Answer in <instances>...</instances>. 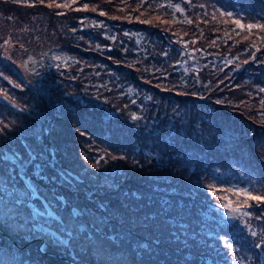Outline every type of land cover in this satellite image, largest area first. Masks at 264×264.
I'll return each mask as SVG.
<instances>
[{
  "label": "rangeland",
  "instance_id": "1",
  "mask_svg": "<svg viewBox=\"0 0 264 264\" xmlns=\"http://www.w3.org/2000/svg\"><path fill=\"white\" fill-rule=\"evenodd\" d=\"M259 26L264 0H0V264H227L216 226L264 252ZM52 48L47 98L24 58Z\"/></svg>",
  "mask_w": 264,
  "mask_h": 264
},
{
  "label": "trees",
  "instance_id": "2",
  "mask_svg": "<svg viewBox=\"0 0 264 264\" xmlns=\"http://www.w3.org/2000/svg\"><path fill=\"white\" fill-rule=\"evenodd\" d=\"M21 1V0H20ZM89 20L91 18L89 17ZM96 23H95V22ZM92 23L97 24L101 20L95 19ZM144 42H145V37H144ZM188 53L186 52V56ZM76 55L74 53L66 51L65 49L61 48H52L50 50L45 51L44 53H29L25 56L24 61L26 64L29 66V68L33 71L35 74H43L42 81L38 83L40 91L42 92V95L44 97L50 98L51 97V89H58L59 85L62 83L61 81H51L52 77L55 76L58 72L61 70L67 68L69 69L70 66L76 62ZM189 69L194 71V76L190 78V82L193 85H199L201 83L200 77L197 74L199 72L200 68V63L198 60L196 61L195 59H192V61H189ZM205 67V65H203ZM183 70V69H182ZM198 70V71H197ZM197 71V73H196ZM201 72V71H200ZM67 84H70L72 86V82H66L63 81ZM132 94H135V90L133 88H130ZM132 97V96H131ZM160 155V153H158ZM178 155V153H172L171 155H166L165 156L168 158H163V162L166 163H173L175 162L174 156ZM161 156V155H160ZM14 159L15 164H20V161L18 157H12ZM189 173L193 171L192 168H188ZM177 217L175 215L172 216V218ZM187 223V221H186ZM203 223H206L203 222ZM217 225V224H216ZM215 228V226H212ZM217 230L221 231H227L229 235H219L218 237L220 238V243H225V248L227 253L224 254V252H219L218 249L220 248H215L212 252L217 250L215 254L217 256H224L227 264H231L232 262V257L237 259L236 261L239 260L240 254L246 255L249 257V264H264V252L261 249H258L257 247L254 246V244H257V239L254 238V235L251 231L247 233V235H239L236 232H232L231 230L227 228H220L219 226H216ZM216 234V233H214ZM240 239L242 241H240ZM222 250V249H221ZM233 253V254H232ZM247 253V254H245ZM209 254V253H208ZM234 255V256H233ZM232 256V257H231ZM207 257H209L207 255ZM197 261H192L190 264H210V261L205 260L201 261V258L199 255L196 256ZM220 259V258H219ZM219 259H211V262L213 264H219Z\"/></svg>",
  "mask_w": 264,
  "mask_h": 264
},
{
  "label": "snow or ice",
  "instance_id": "3",
  "mask_svg": "<svg viewBox=\"0 0 264 264\" xmlns=\"http://www.w3.org/2000/svg\"><path fill=\"white\" fill-rule=\"evenodd\" d=\"M41 2H43V0H41ZM69 5H67V4H65V5H57V7H68ZM85 7H87V5H85ZM237 23H239V22H237ZM241 27H243V26H241ZM252 27H254V25H248V28L249 29H251ZM259 27H262V28H264V26H259ZM244 195L245 196H248L249 194L245 191L244 192ZM251 199H254V200H257V201H262V200H264V198H262V197H258V196H252V197H250ZM227 206V205H226ZM233 211H238V209H234ZM244 215H248V213H244ZM259 246V245H258Z\"/></svg>",
  "mask_w": 264,
  "mask_h": 264
}]
</instances>
